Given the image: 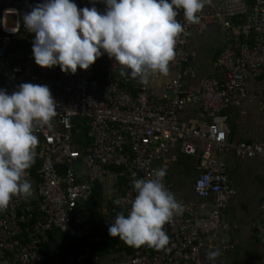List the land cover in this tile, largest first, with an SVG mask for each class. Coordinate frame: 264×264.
<instances>
[{
  "label": "built area",
  "instance_id": "obj_1",
  "mask_svg": "<svg viewBox=\"0 0 264 264\" xmlns=\"http://www.w3.org/2000/svg\"><path fill=\"white\" fill-rule=\"evenodd\" d=\"M42 2L0 0V88L11 93L23 82L46 84L57 104L52 127H34L36 157L25 178L32 180V171L38 173L37 199L16 196L6 210L0 211V262L210 264L202 251L214 250L217 238L218 250L232 249L227 236L230 227L222 222L221 214L236 190L219 154L231 150L241 159H264V141H228L230 108L256 100L258 113L264 118V88L250 93L246 87L249 77L258 78L264 70V0H207L198 23L185 21L181 12L177 19L184 31L177 37L169 72L166 76L151 75L146 85L121 76L120 65L107 54L87 70L78 68L75 74L64 73L59 66L36 65L32 57L34 34L24 29L23 14ZM74 2L78 8L105 9L102 0ZM209 25L223 27L226 38L234 44L218 52V76L204 73L197 87L188 88L184 81L194 70L192 35ZM15 44L21 48L12 52ZM23 47L28 50L25 57L20 51ZM187 104L197 107L205 118L196 124L182 121L180 113ZM77 118L87 121L91 139L82 151L73 140ZM174 147L195 159L191 190L197 200L175 197L184 211L163 226L168 245L163 249L129 246L124 261H99L92 249L102 238L94 232L92 217L79 206L89 201L95 185H109L120 195L101 214L114 218L119 212L127 215L137 194L133 181L147 179L161 167L166 168L163 183L171 191L166 155ZM81 158L86 180L79 179ZM52 229L82 241L81 249L73 253L44 250L47 231ZM249 229L264 247V198L259 203V217Z\"/></svg>",
  "mask_w": 264,
  "mask_h": 264
},
{
  "label": "clouds",
  "instance_id": "obj_2",
  "mask_svg": "<svg viewBox=\"0 0 264 264\" xmlns=\"http://www.w3.org/2000/svg\"><path fill=\"white\" fill-rule=\"evenodd\" d=\"M78 8L74 0H43L23 14L24 29L34 34L32 57L42 68L59 66L64 73L87 70L104 54L120 65V75L149 83L151 75H167L175 57L177 37L184 31L178 15L198 23L207 0H102ZM56 101L46 84L23 82L11 93L0 88V211L13 197L32 193L27 170L35 162L37 125L52 127ZM166 168L155 169L147 179H135L137 193L127 215L117 213L108 234L129 246L163 249L169 243L164 225L184 211L165 187ZM200 183V182H198ZM119 203V201H117ZM219 250L209 251L215 264Z\"/></svg>",
  "mask_w": 264,
  "mask_h": 264
},
{
  "label": "crops",
  "instance_id": "obj_3",
  "mask_svg": "<svg viewBox=\"0 0 264 264\" xmlns=\"http://www.w3.org/2000/svg\"><path fill=\"white\" fill-rule=\"evenodd\" d=\"M194 34L195 33L192 35L193 42H195ZM207 36H209V34ZM233 44V40L226 38L225 41L219 45V50L214 56L211 68L204 73L212 72L213 75L218 76L219 71L215 65L216 56L222 48L232 46ZM14 48H17L16 44ZM14 48H12V52H14ZM22 55V57H25L27 53H23ZM195 57L196 54L193 64L195 62ZM200 75L202 74H196L194 69L193 73L185 78L184 85L188 88L197 87V80ZM246 87L250 93H258L261 91L264 88V70L258 78L249 77L246 81ZM257 113L258 101L256 100L250 103H244L243 106L238 108H230L228 114L231 131L228 135V141L232 143L241 140L247 142L264 141V118L262 117L260 120ZM204 118L201 111L190 104H187L180 113V119L191 124H196ZM74 133L76 135V132ZM79 136L78 142L80 141V143H83L84 147L88 146L91 142L88 133H84L82 136L79 134ZM166 158L169 160L170 165L169 183L171 185V192L175 197L181 196V198H183L185 196L186 198L183 199L189 201L197 200L191 190V185L196 176V171L194 169L195 159H187L189 156L182 155L177 147L171 148ZM219 161L224 164L225 168L226 165H229L233 170L232 179L236 181V184L234 185L231 179L229 181L231 186L236 190L237 197L233 198L232 201L229 200L227 204L228 208L232 205L233 211L227 212V209H225L221 214L222 222L227 223L230 227L227 236L229 243L232 245V249L223 252L219 250L220 255L216 257L215 260L218 264H264V247L251 234L249 229L250 223L259 217V203L264 198V159L259 157L241 159L236 157L231 150H225L220 152ZM79 164L81 165V169L78 173L79 179L86 180V166L82 158L79 160ZM59 168L61 169V166H59ZM32 175L33 178L30 181L33 194L31 198L36 200L37 194L35 184L38 179V173L32 171ZM186 175H191L192 181L190 183H186ZM95 186H98L97 196L92 199L90 198L85 204L79 206L80 210L86 211L92 217L94 232L102 238L101 242L92 249V255L97 256L101 262L112 260L124 261V252L128 253L130 251L129 245L118 238L109 236L108 227L110 223H114L115 218L111 215H107L110 219H103V214H101L102 209L115 204L120 192L117 188H113L109 185ZM188 192H191L192 195H189ZM91 211H99V214L97 216H92L89 213ZM220 235L221 233L219 232L218 236ZM219 238L216 239L214 250H218ZM82 244V241L72 239L56 229H52L47 231V243L44 246V250L67 251L73 253L79 251ZM207 253L206 251H202V256L207 257ZM0 264L8 263L0 262Z\"/></svg>",
  "mask_w": 264,
  "mask_h": 264
},
{
  "label": "rangeland",
  "instance_id": "obj_4",
  "mask_svg": "<svg viewBox=\"0 0 264 264\" xmlns=\"http://www.w3.org/2000/svg\"><path fill=\"white\" fill-rule=\"evenodd\" d=\"M208 34H209V36H207ZM225 39H226L225 31H224L223 27H221V26H214V25L208 26V27H206V29L203 32L194 34L195 42L192 41V43H193L192 48L196 54V57H195V62H194V64H192V66L194 67L196 74H203L204 72L208 71L209 68H211V66L213 64L214 56H215L216 52L219 50V45H221L222 42L225 41ZM18 48H14V51L17 52ZM20 51L22 53H27V55H28V50L25 49V47H23ZM257 116L260 120L262 119V116L259 113H257ZM72 132H73L74 146L78 150L82 151L84 148V144L80 143V141L78 142V140L80 138L79 134L82 136L84 133L87 134V132H88L87 121L83 118L75 119ZM74 132H76V135ZM184 156H186V155H184ZM190 158H193V157L189 156V158H187V159H190ZM226 173L228 175L229 180L231 179V182L235 185L236 181L234 179H232L233 178V170L231 169V167L229 165H226ZM185 181H186V183H190L192 181L191 175H188V176L186 175ZM188 193H189V195H192L191 192H188ZM176 196H178V195H176ZM178 197H181V196H178ZM235 197H237V195L232 197L230 200L232 201L233 198H235ZM183 198H186V197L184 196ZM225 209H227L226 210L227 212L233 211L232 205H230L229 208L227 205L226 208H224V210ZM89 213L92 216H97L99 214V211H91ZM102 217H103V219H110V217L107 215H102Z\"/></svg>",
  "mask_w": 264,
  "mask_h": 264
},
{
  "label": "trees",
  "instance_id": "obj_5",
  "mask_svg": "<svg viewBox=\"0 0 264 264\" xmlns=\"http://www.w3.org/2000/svg\"><path fill=\"white\" fill-rule=\"evenodd\" d=\"M58 169H60L59 166H58ZM97 187H98V186H97ZM97 187H96V186L94 187V192H93V195H92L91 199H92V198H95V197L97 196V194H98ZM78 209L80 210V208H78Z\"/></svg>",
  "mask_w": 264,
  "mask_h": 264
}]
</instances>
